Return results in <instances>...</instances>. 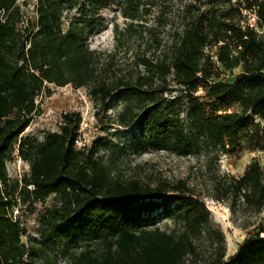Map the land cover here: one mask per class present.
<instances>
[{"label":"trees","instance_id":"obj_1","mask_svg":"<svg viewBox=\"0 0 264 264\" xmlns=\"http://www.w3.org/2000/svg\"><path fill=\"white\" fill-rule=\"evenodd\" d=\"M20 1L0 0V264H45L48 251L59 242L75 264H199L203 239L213 248L208 264H264V231L247 238L226 260L224 233L215 228L205 201L186 181H122L99 156L101 151L150 149L181 156L202 150L231 155L240 150L243 132H250V149H262L264 0H242L226 10L191 16L170 57L157 63L140 58L146 73L136 78L110 77L88 42L106 27L103 10L119 7L135 22L150 4L147 0H37V21L25 27ZM243 10L256 12L262 33L235 21ZM74 11L65 27V14ZM208 48H217L218 62L226 71L242 67L243 72L230 82L215 80ZM156 76L162 83L154 87ZM169 76L184 93L178 98L186 100L185 120L167 110L178 99H164ZM48 85L86 88L106 106L117 96L124 104L117 124L136 123L139 138L124 147L100 138L90 149H78L79 113L65 114L61 131L48 133L43 141L22 137L39 112L37 98L46 90L50 94ZM235 106L241 111H231ZM16 145L31 165L23 189L26 201L56 199L39 212V247L22 242L27 229L13 216L10 196L1 188L8 187L7 162ZM231 196L248 207L263 208L264 171L258 161L227 187L216 185L214 199ZM160 218L172 220L174 229H161ZM81 246L79 254L73 253Z\"/></svg>","mask_w":264,"mask_h":264},{"label":"rangeland","instance_id":"obj_2","mask_svg":"<svg viewBox=\"0 0 264 264\" xmlns=\"http://www.w3.org/2000/svg\"><path fill=\"white\" fill-rule=\"evenodd\" d=\"M242 0H147L139 21L127 19L119 7H111L101 12L106 25L104 31L91 37L90 48L96 52L101 66L109 69L110 77L126 76L136 78L145 74V67L140 65V58L147 57L157 63L170 57L171 48L182 33L185 22L193 15L210 9L226 10L237 5ZM18 7L23 14L25 27L37 21V0H22ZM73 13L65 14V27ZM243 26H250L262 33L258 17L254 10H243L234 18ZM133 27H130V24ZM206 55L211 57L215 65L217 76L215 80L233 81L243 72L239 67L233 71H226L218 62L217 48L207 49ZM173 76L167 78L168 92L164 99L169 101L184 95L181 88L175 85ZM154 87L161 85L162 80L155 77ZM37 98L39 112L34 116L30 127L22 137H33L43 141L48 133L60 132L63 116L67 113H79L82 122L79 130L78 149L88 150L100 138L109 139L121 147L133 144L140 136L135 123L130 127L117 124L116 117L123 110L124 104L117 96L112 97L106 104L101 99H93L88 89H76L72 85L57 87L48 85ZM198 95H203L200 91ZM108 107V108H107ZM174 115L186 119L187 107L184 98H178L174 105L167 109ZM231 111H241L235 106ZM264 121L261 122L263 134ZM250 132L241 134V147L236 154L226 155L218 151L192 153L181 156L166 150L150 149L135 153L132 150L112 154L101 151L99 156L110 165L112 174L119 180L140 179L153 185L163 181L177 183L186 181L203 201H205L211 221L215 228L220 229L226 238V260L238 253L241 244L247 239L264 231V206L261 209L248 207L243 199L231 196L218 201L213 198L216 185L227 187L234 180L240 179L255 161H258L264 171V147L252 150L249 148ZM264 145V139L262 142ZM9 177L8 187L1 188L9 194L13 216L27 229L28 236L22 239L27 246L39 247L38 234L39 212L56 203L55 196L44 202L33 203L26 201L23 194L25 179L31 176V165L24 161L16 145L12 158L7 162ZM31 189V187H29ZM157 225L161 229L172 230L175 224L172 220L159 219ZM264 238V233L261 234ZM37 239L38 242H35ZM93 248L99 252V245ZM84 249L81 246L73 253L79 254ZM201 258L199 264H208L213 248L206 239L200 242ZM45 264H75L70 252H65V244L59 242L50 249Z\"/></svg>","mask_w":264,"mask_h":264},{"label":"built area","instance_id":"obj_3","mask_svg":"<svg viewBox=\"0 0 264 264\" xmlns=\"http://www.w3.org/2000/svg\"><path fill=\"white\" fill-rule=\"evenodd\" d=\"M79 144H80V142H79V139H78V140L76 141V146L79 145Z\"/></svg>","mask_w":264,"mask_h":264}]
</instances>
